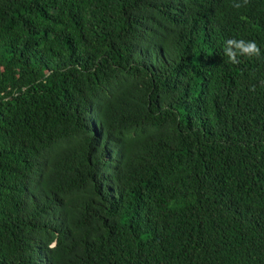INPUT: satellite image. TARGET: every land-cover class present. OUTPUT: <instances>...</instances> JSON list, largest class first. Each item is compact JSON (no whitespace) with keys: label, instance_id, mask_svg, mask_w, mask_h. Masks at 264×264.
I'll list each match as a JSON object with an SVG mask.
<instances>
[{"label":"trees","instance_id":"trees-1","mask_svg":"<svg viewBox=\"0 0 264 264\" xmlns=\"http://www.w3.org/2000/svg\"><path fill=\"white\" fill-rule=\"evenodd\" d=\"M233 3L0 0V264H264V0Z\"/></svg>","mask_w":264,"mask_h":264},{"label":"clouds","instance_id":"clouds-1","mask_svg":"<svg viewBox=\"0 0 264 264\" xmlns=\"http://www.w3.org/2000/svg\"><path fill=\"white\" fill-rule=\"evenodd\" d=\"M247 3L248 0H242V3L236 2V0H234L233 7L239 9ZM225 44L226 46L224 49V54L233 64L240 63L238 56L259 57L261 54L260 48L255 41H246L244 39H228Z\"/></svg>","mask_w":264,"mask_h":264}]
</instances>
